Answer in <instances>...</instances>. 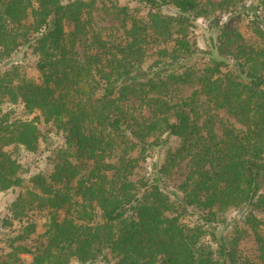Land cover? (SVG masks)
<instances>
[{
  "label": "trees",
  "instance_id": "trees-1",
  "mask_svg": "<svg viewBox=\"0 0 264 264\" xmlns=\"http://www.w3.org/2000/svg\"><path fill=\"white\" fill-rule=\"evenodd\" d=\"M119 1L109 0V10L125 31L109 41L92 23L98 0H0V63L29 47L40 75L30 79L18 63L0 70V104L6 96L22 101L59 139L50 169L23 175L5 149L35 150L40 129L33 121L0 120V193L13 195L6 221L44 218V242L34 250L18 245L8 259L264 264V0L250 20L257 40L249 41L234 19L218 25L214 46L223 61L203 67L191 64L195 21L236 13L245 0H134L142 6L134 9ZM193 85L198 91L183 97ZM201 95L242 128L218 123L217 115L200 123ZM168 137L179 146L153 179L135 181L150 150ZM183 163V197L175 200L160 175L172 177ZM240 209L242 225L218 231L225 215ZM245 226L257 244L254 257L241 250L250 236ZM37 230L36 223L26 227L28 236Z\"/></svg>",
  "mask_w": 264,
  "mask_h": 264
},
{
  "label": "rangeland",
  "instance_id": "rangeland-1",
  "mask_svg": "<svg viewBox=\"0 0 264 264\" xmlns=\"http://www.w3.org/2000/svg\"><path fill=\"white\" fill-rule=\"evenodd\" d=\"M65 3H70L75 0H63ZM212 2H220V0H207ZM120 7L128 6L129 8L142 7L138 5L134 0H120L118 2ZM260 0H245L236 13L232 11L217 12L210 18H199L195 21L194 26L191 28V42L195 44L197 54L194 56L191 64L203 67L209 63L212 59L223 61L221 56L218 54L215 44L219 34L218 25H224L231 20H235V25L239 27L243 35L249 41H256L257 37L253 34L250 25V20L254 13L261 14L259 9ZM104 6V7H103ZM111 9V3L109 0H98L96 3V9L93 12L92 23L98 33L109 41H118L125 31L120 22L115 17V13ZM72 29V27H69ZM171 44L162 46L170 49ZM157 49L151 51L150 55L155 54ZM155 56H152L148 63L152 62ZM37 56L33 54V51L29 47H25L13 55L10 59L0 63V70L6 71L11 68L12 64H20L24 66L23 71L26 72L30 79L38 80L40 75L37 70ZM231 62V61H229ZM196 91L198 86H186L183 89V97H191ZM2 102L0 104V120L3 119L8 125H13L18 121H33L37 124L41 132V138L37 143V147L33 150V147L22 144H13L8 146L5 151L10 153L12 157L17 161L21 167V174L30 175L36 174L39 171H45L50 169L51 154L53 149L59 144V139L55 136V133L50 125L44 123V118L39 112H29L22 101H13L10 97H1ZM135 105L138 106V102L134 101ZM199 113L201 123L205 118L217 115L218 123L222 121L228 123H235L238 128H242L239 124H236L235 119L228 115L223 110H216L213 105L208 104L204 96H199ZM144 114L147 110L143 108ZM180 144V140L175 137H168L166 142L158 147L151 149L145 162H142L141 167L137 170V174L134 177L135 181L151 180L155 177L156 173L160 170L161 166L165 163L166 157L169 151H174ZM182 170L173 172L172 177H164L160 175L162 179L161 184L165 189L168 190L172 199L180 200L182 196L179 187L184 181L187 172L185 169V163L180 165ZM12 193H0V264H32L33 256L30 254L18 255L17 258L12 262L8 259L18 245H28L33 250L35 247L44 242L42 238L43 230L42 224L44 223L43 215L38 213H30L26 221L23 222H7V215L9 205L12 200ZM182 211V209H181ZM244 210L230 211L225 215V223H220L218 231L222 233H232L235 224L242 225L245 219ZM184 220H195L197 218L192 215H185ZM36 223L38 230L36 233L28 236L26 233L27 225ZM244 229V228H243ZM245 229L250 233V236L242 240L240 246L243 253L247 256L254 257L257 255L256 249L257 244L253 237L252 232L245 226ZM264 229V228H263ZM210 241V238L207 239ZM18 256L20 258H18ZM71 264H78L73 261ZM93 264H113L105 261H97Z\"/></svg>",
  "mask_w": 264,
  "mask_h": 264
}]
</instances>
